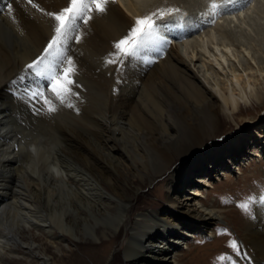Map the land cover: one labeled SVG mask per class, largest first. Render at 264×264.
<instances>
[{
    "label": "bare ground",
    "instance_id": "6f19581e",
    "mask_svg": "<svg viewBox=\"0 0 264 264\" xmlns=\"http://www.w3.org/2000/svg\"><path fill=\"white\" fill-rule=\"evenodd\" d=\"M167 2L108 0L106 12L91 13L88 24L76 33L82 37L79 43L70 40L66 52L75 62L72 90L79 94L71 98L74 106L68 107L51 97L47 81L26 66L43 53L54 35L55 22L45 13L60 11L69 0H36L44 12L23 8L21 0H0L4 8L0 68L8 72L0 81L2 264L17 260L7 261L8 252L17 257L27 253L36 264H67L66 255L59 254L76 246L75 238L89 243V237L101 241V246L116 244L123 237L105 264H115L119 250L126 264H222L224 260L218 258L228 252L244 264H264V206L254 203L250 213L239 206L224 212L203 204L198 193L199 186L207 182L204 177L220 175L221 170L233 168L253 153L245 146L256 147L264 155V116L247 118L255 115L254 110L264 109V97L255 90L264 79V67L231 69L240 87L229 92L226 83L220 82L218 97L191 62L200 60V51L208 52L209 43L224 39L225 48L234 45L229 42L232 31L216 20L204 38L192 37L206 27L204 20L209 18L205 15L201 21L189 23L188 16L183 17L184 7L176 2L172 10L178 11L166 14L165 8L171 9L173 4ZM8 3L15 20L7 14ZM245 3L243 0L239 10L229 7L228 14L221 15L230 19L245 10ZM144 6L151 8L148 11ZM152 7L164 13L155 20L157 35L169 43L157 41L137 56L123 57L117 71V64L106 63L115 51L114 42L129 33L137 17L150 15ZM180 39L184 41L181 46ZM194 43L201 49L192 50L189 62L181 47ZM38 88L48 94L56 111L34 110L44 107L28 95ZM235 94L242 99L255 95L254 109L242 107ZM225 115L239 125V119H253L239 131L244 143L241 149L236 140L213 141L227 124ZM18 128L31 138L18 142ZM177 158L182 161L177 163ZM166 176V207L143 211L139 197L147 179L154 183ZM43 193L51 219L37 201ZM261 195L264 186L248 189L242 202ZM229 217H238L245 224L237 232L239 252L226 240L211 251L201 249L198 260L178 258L182 244L195 232L206 231L210 222L229 221ZM46 244L58 250V257L44 250ZM191 252L189 247L186 253ZM56 258L60 263L54 262Z\"/></svg>",
    "mask_w": 264,
    "mask_h": 264
},
{
    "label": "rangeland",
    "instance_id": "374dc122",
    "mask_svg": "<svg viewBox=\"0 0 264 264\" xmlns=\"http://www.w3.org/2000/svg\"><path fill=\"white\" fill-rule=\"evenodd\" d=\"M241 1L243 0H222V1L206 0V2L205 0H174V1L168 0L170 5L171 3L173 4L171 6V9H169L170 7L165 8V10L167 11L166 14H174L175 11L172 12L170 10L173 9L174 3L176 2L181 8L184 7L183 11H185L186 14L183 17L188 16L187 19L186 18L184 19H186V21L189 23H194L196 19L201 21L206 16L209 18V20H204V22L206 23V27L204 29L202 28L198 30L197 34L190 35L192 37L196 35L198 38L200 36L204 38L206 33H208V28L211 29L213 25L217 23V21L218 22L220 21L219 24L224 23L225 27H228L230 31H232L231 41L229 40V42L232 43L234 42V45H231V47L228 46V49L225 48L224 45L221 43L224 39L217 41L215 43H209L208 45L209 48L207 49L209 53L207 51L206 53L205 50H202L203 52L200 51L201 48L199 46L197 49L196 43H194L191 47H186V46L181 47V51L184 57L189 62H191L190 57L193 51L194 50L200 51L198 55L200 57L199 58L200 60L198 61L195 60V62H191V63H193V67L199 73L203 81L207 83V85L211 89L217 92L218 97L220 96V93L222 91L220 88V82L221 84L222 82L226 83L227 85L226 87L228 88L229 92H232L233 88L240 87V83L236 81L231 69L236 68L239 69L240 71H245V69L249 67H253L255 70L264 67V0H262L263 2H261V0H244L247 3V5L245 3V5L247 6L245 7V10H247L248 8L250 11H247L248 14L245 16H241V12L245 10L239 11L240 13H238V15L237 13H235L236 15L232 14L231 18L234 20V21L232 20V22H230L231 18L229 19L228 17L222 16L228 14L226 13V9L228 12L229 9L231 11L232 8L238 9L240 5L242 6V4L244 3L241 4ZM213 2L217 3L220 6L216 14H213L210 9V5ZM33 4H36V0H33ZM21 5L23 6V8L36 9L32 7V5H29L27 3V0H21ZM144 8L149 11L151 7L144 6ZM152 13H157V15L153 17L154 20H157L162 17L160 15L159 10L156 9V7H154L151 10L150 14ZM202 13L204 17L202 16ZM200 15L201 17H199ZM236 16L237 17L240 16V17L237 18ZM234 17H236V19ZM213 19L214 21L216 20L217 21L209 24L210 23L209 21ZM225 19H229V20L225 21ZM197 39L194 38L193 40L197 42L196 41ZM178 42L181 46L184 41H181L180 39ZM212 47H213V52L211 51ZM195 63L196 65H194ZM7 73H8L7 70L0 68V81L1 79L3 80L6 77L5 75ZM245 77L247 76L245 75ZM255 88H256L255 90L258 91L260 94H262V96L264 97L263 78L260 79V82L259 81L257 82ZM235 95L240 100V105L242 107H248L254 109L253 105L257 101L255 95L249 94V97H246L244 99L240 98L239 95L237 94ZM254 112L255 115H250L247 118H253V116L254 117L258 116V118L260 117L263 118L264 109H261L260 111L254 110ZM225 117L227 124L225 128L221 130L219 136L215 138L213 141L215 143L222 144L224 141H228L230 139L236 140V142L234 143L235 144L238 143L239 148L241 149L244 143L242 141V138H239V131H241L244 127L248 126L247 125L248 122H251L253 119H246V118L239 119V122L241 124L239 125L235 121H233V119L231 120V118H228L226 115ZM55 122H56V118H55ZM26 131L27 132L31 131V129L30 130L28 129ZM183 131L186 134L188 128L185 127ZM17 135H18L17 136L18 142H21L22 139L24 141H28L29 138H31L30 135L26 133H22L19 130V128ZM53 143L57 144L56 142ZM245 149L247 151L248 150L252 151L253 153L249 154V157L241 159L237 164L233 166V168H229L224 171L221 170L220 175H215V177H212L210 179L204 177L207 180L206 184L200 185L198 188L199 200L203 204H206L212 208H216L220 211L228 212L230 209H235L238 207V205L243 200V198L241 197L243 196L246 190L261 188L262 186H264V155H262L260 153V150L256 147L245 146ZM176 160L177 163H180L182 161L179 158H177ZM196 163L197 162L191 161L192 166H195ZM174 167L175 166L173 165L171 170ZM257 179L258 181L255 183V180ZM157 180L158 181L152 183L151 180L148 178L146 184L144 185V188L141 190L142 195L140 194L141 198L139 197V206H141L140 208L143 211L162 210L166 207L165 191L169 178L167 176L159 177ZM131 192L133 193V191H129L130 194H132ZM45 197L46 195L44 196L43 193L42 196L37 199V201H39L41 205H43V208L46 209L45 211L49 215L50 211L44 204ZM51 217L52 216L49 215L48 219H51ZM244 225L245 224L242 223V221L238 217H229V221L217 220L216 222H210L206 231L195 232L194 237L192 238L189 237L185 241V243L182 244L178 258L181 259L182 261L189 258L192 260L195 259L198 260L200 258L199 254L201 249H205L206 251H211L212 249H216L219 246H222L223 244L227 243V241L229 244V241L231 240H235L238 244L239 238L237 232ZM224 237H226V239ZM122 239L123 237L116 244L108 243V245L106 244L101 246V241L96 240L93 237H89L88 242L91 243V245L89 246L86 245L89 243H85L84 239L79 240L75 238L74 241L77 243V245L72 246L71 250L68 249L67 252L60 253L59 255L61 256L62 254L64 256L66 255L65 257L69 261L68 262L66 260L67 264H72V262L73 264H94V263L105 264L110 254L112 253V250L114 248L116 249L117 247H119ZM189 247H191L192 249L190 255L186 253ZM43 248L48 254L58 257L59 252L58 250H56L55 247L53 246L51 247L46 244L43 246ZM10 254L11 253L8 252L6 259L7 261L8 260L12 261L11 258L16 257L17 260L14 261V264H31V263L36 264L35 261L36 259L31 258V256L29 257L27 253H25L26 255L20 254L18 257L17 255L10 256ZM227 254L223 255L225 256V259L224 261H222V264H226V262L228 264H244L242 263L241 260L234 257V255H232L230 252H228ZM56 259L54 260V262L60 263L58 258ZM115 262H116L115 264H126V260L121 250L117 252V255L115 257ZM0 264L2 263L0 262ZM196 264H198V261ZM202 264H206V262H203Z\"/></svg>",
    "mask_w": 264,
    "mask_h": 264
},
{
    "label": "snow or ice",
    "instance_id": "6c2138e0",
    "mask_svg": "<svg viewBox=\"0 0 264 264\" xmlns=\"http://www.w3.org/2000/svg\"><path fill=\"white\" fill-rule=\"evenodd\" d=\"M107 2L108 0H69L68 6L62 8L60 11L45 13L55 22L54 35H52L44 47L43 53L26 67L32 74L47 81V93H50L51 97L55 98L62 105L66 104L68 107H73L74 105L70 102L71 98L79 95L72 90L75 86L73 77L76 68L72 57L66 55L69 41L79 43L82 37L77 36L76 33L79 32L81 25L88 24L92 18L91 13L93 11L97 13L106 12ZM27 3L38 11L44 12V9L40 8L38 4H33V0H27ZM6 7L7 14L15 20L12 4L8 3ZM219 7L215 2L210 5L213 14L217 13ZM170 11L178 10L174 9ZM2 14H4V8L0 7V15ZM163 14L161 11L160 15L163 16ZM156 15L157 13H152L144 17H137L129 33L119 41L114 42L113 48L115 51L110 54V59L106 63L117 64V71H119L123 63V57L137 56L143 48L155 44L157 41L161 44L169 43L157 35V25L153 19ZM209 22L214 23L215 21L211 20ZM28 95L33 100H40L44 105L42 109L34 108V110L44 111L45 113L56 111L55 105L43 89L32 90ZM254 203L264 206V195L249 197L238 206L244 212L250 213L251 205ZM228 246L239 252V246L235 240L229 241ZM244 255L245 257L247 256L246 252ZM218 259L222 261L225 259V256L222 255Z\"/></svg>",
    "mask_w": 264,
    "mask_h": 264
}]
</instances>
